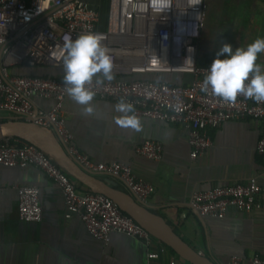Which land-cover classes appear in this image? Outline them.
I'll use <instances>...</instances> for the list:
<instances>
[{
    "label": "built area",
    "instance_id": "obj_1",
    "mask_svg": "<svg viewBox=\"0 0 264 264\" xmlns=\"http://www.w3.org/2000/svg\"><path fill=\"white\" fill-rule=\"evenodd\" d=\"M204 0H108L106 17L87 0H0V111L24 122L54 131L68 154L88 172L117 177L141 201L152 185L137 177L122 162L94 163L71 143L72 134L61 114L67 96L63 77L64 47L67 39L94 32L109 49L114 79L96 85L94 97L135 106L137 116L180 124L186 129L191 158L212 145L210 130L227 120L250 117L262 120L256 152L264 157V102L238 96L233 105L201 91L207 65L199 64L198 40L204 25ZM59 70L57 75H27L16 68ZM175 77L176 80L168 79ZM52 99L49 110L33 107L34 97ZM10 138V137H7ZM0 139V166L34 165L52 178L65 201L64 217L78 216L96 239L107 242L117 232L140 241L147 261L157 258L166 246L124 213L116 202L101 193L79 191L68 175L35 145L15 139L10 145ZM161 144L145 140L136 147L141 156L159 160ZM260 186L255 178L244 183L214 185L193 191L190 207L202 216L222 219L229 207L242 212L260 208ZM39 189L32 185L17 188V216L20 220L41 219ZM184 217V215H183ZM154 242L156 250H151ZM231 255L226 264H241ZM251 264H264L254 255Z\"/></svg>",
    "mask_w": 264,
    "mask_h": 264
},
{
    "label": "crops",
    "instance_id": "obj_2",
    "mask_svg": "<svg viewBox=\"0 0 264 264\" xmlns=\"http://www.w3.org/2000/svg\"><path fill=\"white\" fill-rule=\"evenodd\" d=\"M204 1L206 15L198 49L207 54L206 63L201 61L200 64L211 65L221 42L230 43L235 50L257 37H264V0ZM257 62L264 66V54L259 55ZM41 71L43 68L24 67L17 72L29 75ZM58 72L49 69L53 75ZM168 79L176 80L173 76ZM32 103L35 108L49 110L54 101L36 96ZM116 103L95 98V115L85 117L80 105L68 96L64 98L61 114L72 134L74 147L94 163L129 165L137 177L152 185L151 193L143 202L210 260L226 264L235 254L241 256V264H251L256 254L264 259V157L256 152L263 121L243 117L222 122L209 131L211 147L191 158L183 126L138 116L143 126L141 132L120 128L113 119L119 115L114 110ZM46 131L54 134L67 152L59 136L52 130ZM145 140L161 144L159 160L137 153L136 147ZM47 155L79 191L92 192ZM93 174L107 185L134 195L119 178L105 173ZM250 178H255L260 186V208L242 212L229 207L225 216L217 219L196 214L190 207L193 191L244 183ZM22 185L39 189L41 219L37 222L20 220L17 216V188ZM64 212L61 189L39 167L0 166V264H191L153 236L166 250L147 261L146 249L137 239L113 232L107 242H102L86 230L78 216L65 218ZM157 248L154 242L150 249Z\"/></svg>",
    "mask_w": 264,
    "mask_h": 264
},
{
    "label": "clouds",
    "instance_id": "obj_3",
    "mask_svg": "<svg viewBox=\"0 0 264 264\" xmlns=\"http://www.w3.org/2000/svg\"><path fill=\"white\" fill-rule=\"evenodd\" d=\"M64 47L62 81L66 94L81 106L82 115L94 116V79L96 85L114 79L109 49L98 34L90 31L67 39ZM260 54H264V37H257L235 50L230 43L221 42L216 57L206 69L201 91L219 98L226 105L235 104L238 96L256 103L264 102V66L257 62ZM114 110L119 113L113 118L118 127L137 133L142 131L141 120L131 102L121 98Z\"/></svg>",
    "mask_w": 264,
    "mask_h": 264
},
{
    "label": "water",
    "instance_id": "obj_4",
    "mask_svg": "<svg viewBox=\"0 0 264 264\" xmlns=\"http://www.w3.org/2000/svg\"><path fill=\"white\" fill-rule=\"evenodd\" d=\"M5 117H7L6 121H0V139L16 137L46 152L66 171L87 185L92 192L104 194L116 202L124 213L146 229L151 236L159 239L187 262L191 264H218L197 252L174 231L162 216L152 212L148 205L136 196L113 188L93 173L82 169L68 155L54 134L33 123L22 121L18 116ZM195 213L198 214L196 211Z\"/></svg>",
    "mask_w": 264,
    "mask_h": 264
},
{
    "label": "rangeland",
    "instance_id": "obj_5",
    "mask_svg": "<svg viewBox=\"0 0 264 264\" xmlns=\"http://www.w3.org/2000/svg\"><path fill=\"white\" fill-rule=\"evenodd\" d=\"M90 2H93L94 5H97V8L99 9L100 16L102 18L106 17L107 9H108V0H88ZM206 52L204 51L203 53L200 52V49H198V59L201 62L206 63ZM203 59V60H202ZM43 71L49 73L48 67H43ZM6 115V112L0 111V116Z\"/></svg>",
    "mask_w": 264,
    "mask_h": 264
},
{
    "label": "trees",
    "instance_id": "obj_6",
    "mask_svg": "<svg viewBox=\"0 0 264 264\" xmlns=\"http://www.w3.org/2000/svg\"><path fill=\"white\" fill-rule=\"evenodd\" d=\"M197 61H198V63L200 64V61H199V59H197ZM22 68H24V67H22ZM25 68H28V67H25ZM18 69H21V67L20 68H16V72L18 71ZM30 69V68H29ZM33 69V68H32ZM47 74H49V73H47L46 71L44 72V71H41L40 73H38V74H36V73H29V75H39V76H46ZM7 120V117H3V116H1L0 117V121H6ZM15 139H18V140H20L19 138H16V137H11V138H7V140H8V143L10 144V145H21L20 143H16L15 144ZM21 141H23V140H21ZM23 142H25V141H23Z\"/></svg>",
    "mask_w": 264,
    "mask_h": 264
}]
</instances>
